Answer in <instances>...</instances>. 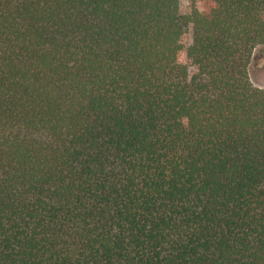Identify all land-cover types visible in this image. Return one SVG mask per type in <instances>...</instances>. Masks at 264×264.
I'll return each instance as SVG.
<instances>
[{
    "label": "trees",
    "instance_id": "trees-1",
    "mask_svg": "<svg viewBox=\"0 0 264 264\" xmlns=\"http://www.w3.org/2000/svg\"><path fill=\"white\" fill-rule=\"evenodd\" d=\"M257 47L264 0H0V264H264Z\"/></svg>",
    "mask_w": 264,
    "mask_h": 264
},
{
    "label": "rangeland",
    "instance_id": "rangeland-1",
    "mask_svg": "<svg viewBox=\"0 0 264 264\" xmlns=\"http://www.w3.org/2000/svg\"><path fill=\"white\" fill-rule=\"evenodd\" d=\"M248 70L252 84L264 87V47L254 49Z\"/></svg>",
    "mask_w": 264,
    "mask_h": 264
},
{
    "label": "clouds",
    "instance_id": "clouds-1",
    "mask_svg": "<svg viewBox=\"0 0 264 264\" xmlns=\"http://www.w3.org/2000/svg\"><path fill=\"white\" fill-rule=\"evenodd\" d=\"M198 7H199V5H198Z\"/></svg>",
    "mask_w": 264,
    "mask_h": 264
}]
</instances>
